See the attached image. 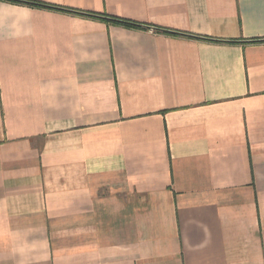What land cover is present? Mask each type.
I'll return each mask as SVG.
<instances>
[{
  "label": "crops",
  "instance_id": "0c3cea01",
  "mask_svg": "<svg viewBox=\"0 0 264 264\" xmlns=\"http://www.w3.org/2000/svg\"><path fill=\"white\" fill-rule=\"evenodd\" d=\"M36 1L150 27L0 0V264H264V0Z\"/></svg>",
  "mask_w": 264,
  "mask_h": 264
},
{
  "label": "trees",
  "instance_id": "16d2710c",
  "mask_svg": "<svg viewBox=\"0 0 264 264\" xmlns=\"http://www.w3.org/2000/svg\"><path fill=\"white\" fill-rule=\"evenodd\" d=\"M9 1H14V2H19V3H23V4L49 8V9H55V10H60V11H65V12H71V13L82 15L84 17L100 19L103 21H108V22H112L114 24H119V25H123L126 27H131V28H147V27H150V26L142 24L140 22H136V21L129 20L126 18H122L119 16H112V15L105 14V13L104 14H98V13L89 12V11H82V10H77V9H72V8H66L63 6H59V5H55V4H49V3L40 2V1H36V0H9ZM154 28L157 31L162 32L164 34L175 35V36L194 37V38L205 40V41L212 42V43H222V44L240 43V41L236 40V39H222V38H215V37H211V36H202V35H197V34H190V33L170 30V29L161 28V27H154ZM253 42H256V41H253Z\"/></svg>",
  "mask_w": 264,
  "mask_h": 264
}]
</instances>
